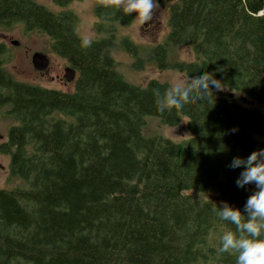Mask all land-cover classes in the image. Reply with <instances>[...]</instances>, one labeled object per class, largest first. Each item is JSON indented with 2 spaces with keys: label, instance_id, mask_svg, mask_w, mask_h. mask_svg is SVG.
Wrapping results in <instances>:
<instances>
[{
  "label": "trees",
  "instance_id": "trees-1",
  "mask_svg": "<svg viewBox=\"0 0 264 264\" xmlns=\"http://www.w3.org/2000/svg\"><path fill=\"white\" fill-rule=\"evenodd\" d=\"M51 1L59 9L0 0V26L45 33L75 71L68 91L19 81L3 66L0 41V108L15 121L0 154L24 184L0 188V264H235L236 253L218 251L219 236L235 225L214 209L226 204L246 215L255 190L237 186L243 166L230 163L264 148L256 139L264 137V113L236 99L239 92L264 105V0H158L168 31L146 57L116 35V25L131 20L116 4L94 5L98 35L85 47L73 0ZM183 46L192 60L171 57ZM114 47L132 69L153 59L187 76L184 86L207 73L226 92L210 85L206 99L193 100L196 86L180 109L160 111L174 86L126 80ZM149 116L167 125L185 117L190 135L146 134ZM208 192L223 203L201 197Z\"/></svg>",
  "mask_w": 264,
  "mask_h": 264
},
{
  "label": "rangeland",
  "instance_id": "rangeland-1",
  "mask_svg": "<svg viewBox=\"0 0 264 264\" xmlns=\"http://www.w3.org/2000/svg\"><path fill=\"white\" fill-rule=\"evenodd\" d=\"M38 3L45 5L50 9H59L53 4L51 0H35ZM99 2L114 3L113 0H73L68 4L77 16L75 30L85 39L95 38L98 34L94 30V23L96 17L93 14V7ZM115 4V3H114ZM157 7L153 11L151 21L147 27L140 26L134 19L135 13H131V20L126 24L116 25V35L126 36L136 46L141 49V55L146 57L150 45L160 43L165 40L167 28V8L165 4L157 0ZM118 38V37H117ZM12 40H17L18 45L11 44ZM0 41L6 47L4 54L3 66L12 77L19 81L39 84L45 87L57 88L68 91L72 89V82L66 83L65 80L61 82L59 79H52L51 76L58 74L60 77L64 74V67L66 61L57 56L50 48L49 37L37 30H25L21 25L14 24L13 26H0ZM173 48V47H172ZM34 51H41L49 57V65L46 69V74H40L39 71L32 67L30 57ZM112 57L116 62V68L128 81L135 83H144L150 78L167 81L171 85L184 84L187 81V76L172 68H159L155 60H146L143 63V68L139 70L132 69L130 63L132 58L124 53L118 47L112 49ZM171 57L175 59L194 58L188 47H176ZM171 59V58H169ZM68 66V65H67ZM222 91L226 92L225 89ZM241 93H236V99L244 104L256 106L260 112L264 113V105L256 104L253 101L242 96ZM6 106L0 108V143L5 141L7 129L10 125L15 124V121L5 114ZM6 116V117H5ZM186 118L183 117L181 121L175 125L163 124L155 117H146L143 125V132L146 134H159L167 137L173 141H180L188 137L190 134L185 126ZM258 142H264V137H256ZM8 157L0 154V188H11L15 185H24L22 181L16 177H11L7 169ZM205 199L214 202L223 203L219 194L216 192H208L201 195Z\"/></svg>",
  "mask_w": 264,
  "mask_h": 264
},
{
  "label": "clouds",
  "instance_id": "clouds-1",
  "mask_svg": "<svg viewBox=\"0 0 264 264\" xmlns=\"http://www.w3.org/2000/svg\"><path fill=\"white\" fill-rule=\"evenodd\" d=\"M124 14L135 13L134 19L140 26L147 27L146 22L151 21L153 11L156 9L157 0H113ZM82 46H88L89 40L83 39ZM215 91L223 90L222 85L209 74L198 75L186 86L176 84L171 88L166 97V103L158 105V110L166 108L180 109L189 102L193 88L198 86L201 90L199 97L192 95V99H206L209 86ZM237 129L233 128L235 132ZM243 166L236 180L237 186L253 184L255 190L247 197L244 203V212L237 208L224 205L214 209L220 220L229 221L235 225V233L223 232L219 236L220 253H236L235 264H264V148L252 151L246 159L233 158L230 167ZM242 216L246 219L242 220Z\"/></svg>",
  "mask_w": 264,
  "mask_h": 264
},
{
  "label": "water",
  "instance_id": "water-1",
  "mask_svg": "<svg viewBox=\"0 0 264 264\" xmlns=\"http://www.w3.org/2000/svg\"><path fill=\"white\" fill-rule=\"evenodd\" d=\"M169 1H172V0H169ZM11 44L18 45V41L12 40ZM30 61H31L32 67L35 70L42 71L46 69V67L48 66L49 57L41 51H34L31 54ZM74 75H75L74 69H72L71 67H65L63 76L67 81H70L71 79H73ZM1 137L2 135L0 134V138Z\"/></svg>",
  "mask_w": 264,
  "mask_h": 264
},
{
  "label": "flooded vegetation",
  "instance_id": "flooded-vegetation-1",
  "mask_svg": "<svg viewBox=\"0 0 264 264\" xmlns=\"http://www.w3.org/2000/svg\"><path fill=\"white\" fill-rule=\"evenodd\" d=\"M48 65H49V63H48ZM47 67H48V66H47ZM47 67H46V69H47ZM65 67H69V66H67V64H66ZM65 67H64V69H65ZM46 69H44V70H42V71H39V73H40V74H46ZM50 78H51V80H52V79H59L61 82H63V81L65 80L66 83H71L72 80H73V79H71L70 81H67V80L64 78L63 75H62V77H60L58 74H56L54 77L51 76Z\"/></svg>",
  "mask_w": 264,
  "mask_h": 264
}]
</instances>
